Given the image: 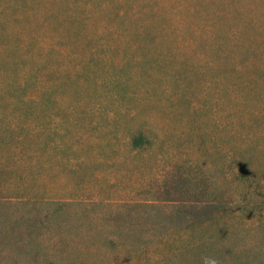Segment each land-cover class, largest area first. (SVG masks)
<instances>
[{"label":"rangeland","instance_id":"obj_1","mask_svg":"<svg viewBox=\"0 0 264 264\" xmlns=\"http://www.w3.org/2000/svg\"><path fill=\"white\" fill-rule=\"evenodd\" d=\"M128 1L129 18L108 21L99 43L94 34L105 29L91 28L80 51L46 56L36 74L44 95L0 96V200H105L110 224L152 226L164 217L145 203L194 219L219 199L208 192L209 168L223 162L226 129L237 120L222 89L232 64L250 65L264 85V0ZM10 13L1 0L0 18ZM25 23L19 30L38 32ZM223 48L233 49L230 58ZM157 250L147 245L134 260Z\"/></svg>","mask_w":264,"mask_h":264},{"label":"trees","instance_id":"obj_2","mask_svg":"<svg viewBox=\"0 0 264 264\" xmlns=\"http://www.w3.org/2000/svg\"><path fill=\"white\" fill-rule=\"evenodd\" d=\"M2 1L11 11L7 19L0 18V54L10 57L0 62L2 98L16 97L28 88L39 89L44 95L47 82L42 83L43 76L36 74L48 67L46 56L80 51L78 38L88 36L91 28L105 29L94 34L99 43L112 28L106 26L108 21L129 18L122 5L131 2ZM137 19L142 23V13ZM137 19L133 22L139 24ZM22 21L29 27L37 24L39 33L31 28L19 30ZM7 24L13 25L12 31L3 30ZM140 27L135 31L139 32ZM48 28L54 34L45 36ZM120 31L126 35V29ZM44 39L54 41L46 44ZM241 47L245 52L248 49ZM232 52L223 48L222 53L230 58ZM238 56L235 52L234 57ZM20 66L28 69L21 73L17 69ZM251 70L250 65L232 64V77L225 76L231 80L222 92L236 107L237 120L226 129L223 162L209 168L208 192L211 197H220L200 207L205 217L187 218L180 209L169 210L173 208L170 205L145 203L158 209L164 221L152 226L131 220L113 225L102 219L103 208L112 206L105 200L3 199L0 264H210L212 260L216 264H264V85ZM142 138L150 139L145 135ZM26 231L29 235L24 236ZM147 245L157 248V252L135 261L134 257L139 259L138 252ZM88 255L96 260L81 259ZM101 257L108 259L100 260Z\"/></svg>","mask_w":264,"mask_h":264},{"label":"clouds","instance_id":"obj_3","mask_svg":"<svg viewBox=\"0 0 264 264\" xmlns=\"http://www.w3.org/2000/svg\"><path fill=\"white\" fill-rule=\"evenodd\" d=\"M210 264H216L215 260H212V261L210 262Z\"/></svg>","mask_w":264,"mask_h":264}]
</instances>
